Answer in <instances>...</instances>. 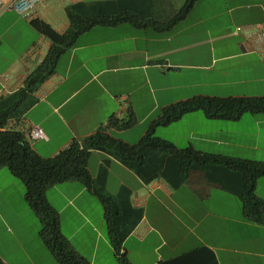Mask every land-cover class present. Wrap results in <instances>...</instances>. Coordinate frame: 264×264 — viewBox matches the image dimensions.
<instances>
[{"label": "crops", "instance_id": "1", "mask_svg": "<svg viewBox=\"0 0 264 264\" xmlns=\"http://www.w3.org/2000/svg\"><path fill=\"white\" fill-rule=\"evenodd\" d=\"M185 1L41 0L30 15L3 9L0 100L24 86L51 46L32 19H43L64 32L70 7L83 17L129 13L141 21L166 24ZM257 24L264 32V0H198L187 17L171 28L131 22L94 26L61 56L55 73L33 93L37 100L10 125L22 131L40 155L50 157L73 139L106 126L113 115L125 117L130 108L137 123L126 129L111 126L110 132L133 144L169 104L200 95L264 96V40L254 33L248 36ZM33 125L43 128L44 138L30 139ZM135 126L138 130L142 126L138 140L118 136ZM155 131L179 148L192 146L201 152L264 162V113L222 120L195 111ZM88 166L94 177L106 166L108 192L127 188L122 195L126 205L141 210L123 243L133 264H156L204 245L214 251L219 264H264V223L247 219L235 194L205 183L202 198L190 184L173 189L161 178L147 183L101 150L91 153ZM15 180L9 170L0 169V219L16 242L11 251L26 254L25 239L18 231L21 223L7 219L20 212L13 207L14 198L27 206L25 186ZM255 191L264 199V176L257 180ZM46 195L60 214L62 232L81 255L91 264H119L108 237L104 206L95 194L82 182L69 181L52 186ZM22 211L33 214L29 206ZM132 222L131 212L126 224ZM44 248L39 245L41 256L35 259H7L0 252V260L58 264Z\"/></svg>", "mask_w": 264, "mask_h": 264}, {"label": "trees", "instance_id": "2", "mask_svg": "<svg viewBox=\"0 0 264 264\" xmlns=\"http://www.w3.org/2000/svg\"><path fill=\"white\" fill-rule=\"evenodd\" d=\"M198 0H186L166 24L139 20L129 13L83 17L67 8L69 26L58 31L47 21L34 18L33 27L46 36L51 46L42 62L25 80L24 86L0 100V169L7 168L25 186V200L40 221L39 236L58 264H91L64 235L60 214L49 202L47 190L52 186L80 181L102 202L110 242L119 264H133L124 250V240L136 225L141 210L126 205L122 195L127 188L111 194L106 187L107 168L103 166L98 177L89 170V158L94 150H101L137 172L145 182L161 178L173 189L184 184L195 187L202 198L205 183L213 184L235 194L242 203L247 219L264 223V199L256 194L257 180L264 176V162L222 154L201 152L192 146L179 148L171 140L156 134L158 126L171 124L185 114L201 111L207 118L238 120L245 113H264V96L213 97L195 96L163 107L137 143L115 137L111 126L131 128L137 118L129 109L125 117L113 115L106 126L92 134L73 139L66 147L50 157L40 155L27 142L22 131L13 129L12 118L21 117L37 100L33 93L55 73L61 56L73 48L79 36L97 25L131 22L136 25L171 28L184 20ZM133 222L126 224L130 213ZM0 264H3L0 260ZM156 264H219L208 246L198 247Z\"/></svg>", "mask_w": 264, "mask_h": 264}, {"label": "rangeland", "instance_id": "3", "mask_svg": "<svg viewBox=\"0 0 264 264\" xmlns=\"http://www.w3.org/2000/svg\"><path fill=\"white\" fill-rule=\"evenodd\" d=\"M142 126L139 127V130H141ZM139 130L135 126L133 130H125L122 133H118V136H122L127 138L128 140L132 141L135 137L136 140L139 138ZM132 131V132H130ZM4 170L8 171V169L5 167ZM16 184L20 185V187H24L23 183L17 179L15 180ZM17 190V186H16ZM15 189H12L11 192H16ZM14 209L20 211L15 213L14 216H7V219L9 223L12 224L13 220H16L19 224L18 231L21 232V240L23 241L25 239V246L28 250V252L25 254L24 251L20 250L17 252L16 250L13 252L11 251V248L16 246V242L12 239V236L10 233L6 230V225H4V222L0 219V252L7 258V259H35L41 256V252L39 249V245H42L43 247H46L44 243L42 242L41 238L37 236V232L40 229V221L39 218L33 214H24V211H22L23 208L28 207L26 206V203H22L21 199L14 198L12 201ZM23 213V214H22ZM29 213V212H28ZM20 218V220H18ZM47 249V248H44ZM50 257L52 259L54 258L49 250L47 249Z\"/></svg>", "mask_w": 264, "mask_h": 264}, {"label": "built area", "instance_id": "4", "mask_svg": "<svg viewBox=\"0 0 264 264\" xmlns=\"http://www.w3.org/2000/svg\"><path fill=\"white\" fill-rule=\"evenodd\" d=\"M41 0H0V12L6 8H13L21 14L30 15L36 8V5ZM263 25L257 24L254 31H248V36L253 33L255 36L263 41L264 32L262 31ZM29 137L32 140L42 139L45 137L43 128L39 125H33L30 129Z\"/></svg>", "mask_w": 264, "mask_h": 264}]
</instances>
